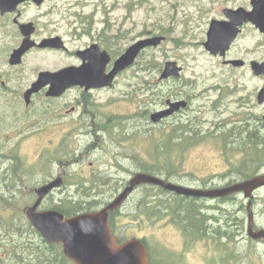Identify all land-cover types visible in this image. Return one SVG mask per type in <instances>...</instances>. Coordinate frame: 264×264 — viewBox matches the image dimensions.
I'll return each mask as SVG.
<instances>
[{
    "label": "rangeland",
    "instance_id": "rangeland-1",
    "mask_svg": "<svg viewBox=\"0 0 264 264\" xmlns=\"http://www.w3.org/2000/svg\"><path fill=\"white\" fill-rule=\"evenodd\" d=\"M227 7L252 8L251 0H49L40 8L33 5L24 8L28 18L39 20L40 38L60 34L70 49L83 48L93 42L104 44L105 40L110 50L122 53L142 38L165 36L158 46L144 49L134 65L124 70L111 88L93 93L96 105L102 107L100 118L118 122L119 126L113 127L111 123L96 126L91 128L94 135L90 133V139H78V146L84 147L78 152L80 164L73 167V172L88 175L100 169L106 184H96L94 190H83L81 186L86 180L82 182L79 175L81 183L75 194L77 198H110L118 194L135 173L145 172V168L158 170V159H169V156L176 167L173 177L168 179L166 170L156 172L174 183L214 188L212 186L220 187L252 177L248 176L258 166L257 153L264 150V104L257 98L264 85V75L253 72L251 61H264V33L248 23L226 57L212 54L204 44L207 33L212 19L224 18L222 10ZM4 40L0 41L1 60L5 55ZM226 59H243L246 63L243 66L227 65ZM70 61L63 52L33 51L15 76L22 77L25 83L28 78H34L38 70H53ZM167 61H176L182 66L180 77L161 79ZM2 68L6 70L3 65ZM169 98L186 100L188 106L154 126L149 113L166 105ZM182 124L192 125L196 130L194 134L188 127L184 133V140L192 138L190 146L164 154L162 139L168 136L174 139L175 127ZM104 126L105 133L97 130ZM67 127L63 125L62 131ZM11 133L9 120L0 119V196H4L0 198V221L13 222L17 216L13 222L16 226L12 223L4 227L0 223V256L9 260L13 245L29 239L39 242L41 236L27 225L30 220L26 208L36 201L35 189L39 183L56 176L61 169L53 160L45 169L41 166L39 148L48 142L38 136L23 142V162L18 159V166L15 160V168L11 157L15 141L7 138ZM154 133H157L156 141L152 138ZM88 140L91 141L89 144ZM176 140L179 139L174 142ZM96 144L104 149L93 154ZM152 156L158 159L155 161ZM68 157L61 158L64 167L68 166ZM89 161L94 162L93 166ZM261 168L259 173L264 172V165ZM85 184L86 188L91 187L89 183ZM144 185L136 187L122 204L119 215L126 236L144 238L150 248L156 242L179 246L178 225L170 223L171 219L167 221L170 214L166 213L167 209L159 208L160 213L147 216L142 213L141 206L148 201L157 204L159 200H172V194ZM67 190L57 191L54 198H65ZM255 195L253 207L262 216L264 187ZM230 196L233 197L222 202L220 214L226 222L236 220L241 224L243 220L247 224L246 208L250 198L241 192L226 197ZM208 203L214 205L216 201ZM50 205L51 200L44 202L45 207ZM259 219L264 221V217Z\"/></svg>",
    "mask_w": 264,
    "mask_h": 264
},
{
    "label": "flooded vegetation",
    "instance_id": "flooded-vegetation-1",
    "mask_svg": "<svg viewBox=\"0 0 264 264\" xmlns=\"http://www.w3.org/2000/svg\"><path fill=\"white\" fill-rule=\"evenodd\" d=\"M48 1L49 0H44L41 4H37L33 0H27L20 3L14 10L2 12L0 9V41L5 39V48H3L5 55L3 60L0 59V119H8L10 122L12 133L8 135L7 138L15 141L11 157L14 162L16 160L18 166V159L21 160V163L23 162V142L36 136L42 137V139L46 138L48 143L44 142L39 148L40 159L38 160H40L39 162L44 169L47 167L46 164H48L50 160L58 163V165L61 166V169L56 176L46 178L39 184L42 186L57 178L62 179V184L53 189L44 198L39 210L57 209L55 206L59 205L63 207L64 211L58 210L63 212L68 218L81 213L104 208L117 196V193H115L110 198H77L75 194L80 187L81 182L78 179L80 174L78 172H73V167L80 164L79 158L77 157L78 152L82 151L84 147V145L82 148L78 146V139L82 137L90 139V133L94 135V131L91 128L96 126L107 125L110 123L113 127L119 126L118 122H112L110 119L100 118L102 115L99 111L102 107L96 105L97 101H95L93 97L94 92L111 88L112 86L86 89V87L80 85H72L67 87L59 95H48L51 86V84L48 83L40 90L32 92L31 95L27 96V94L33 87L34 83L38 80L42 71L47 70L56 72L69 67L81 66L85 60L80 56L79 52L89 48L93 43H97L100 46L101 51L107 50L112 57L111 62L108 64L107 72L111 70L114 60L120 55V53L114 55L105 40L104 44L93 42L83 48L70 49L67 42L60 34H51L40 38L39 20L37 18H28L24 8L31 5L40 8ZM223 16L224 18H220L221 20L226 19L224 14ZM27 23H32V27L34 28L33 32L29 35L30 41L34 44L25 51L20 63L12 64L10 63L12 53L22 45V42L26 38L21 27L23 24ZM248 23L251 22L244 23V25ZM244 25L242 26V31ZM56 36L61 37L64 47L57 48L40 46L43 39ZM44 50L63 52L70 57L71 61L53 70H38L35 77L28 78L25 83L24 80H22V77L15 76V73L22 70V66L25 64V60L31 52ZM230 60L231 59H226L224 60V63L227 65H233ZM2 65L6 67V70L2 68ZM122 72L115 77L114 83ZM168 100L177 101L172 100L171 98L167 99L166 105L157 107L153 112L149 113L150 119L154 112L169 107ZM262 104H264V102ZM182 110L183 109L181 108L179 111L163 118L159 122H153L154 126L161 124L169 117H172ZM63 125L68 127L62 131ZM80 128L82 129L78 131ZM102 129L97 130L103 133L107 131L105 126ZM152 135L153 140L156 141L157 133ZM93 140L94 139L91 141ZM88 142L89 140L87 143ZM62 144H65L66 146L63 147ZM103 149L104 147L102 145L96 144V146H93L92 153L94 154ZM62 157L70 158V164L67 163L69 170L62 165ZM16 162L15 168L17 167ZM93 163V161H89L90 166H93ZM80 176L82 177V182L83 180H86L85 183L90 184L91 187L87 188L88 191H90V189H97L96 184H106V178H104V174L102 171L100 172V169L93 170L88 175L81 174ZM85 183H82L81 186L83 190L86 186ZM124 184L126 183L124 182ZM64 188L68 189V195L65 198L60 197L59 200L55 199L54 194ZM262 188L263 187L254 191L253 196L248 200L246 208L248 212L247 224L243 220H241V224L236 220L226 222L227 220L225 217L220 214L223 202L220 201V198H197V200L193 201V203L198 206V209L194 210L196 213H192V210H189L190 213L187 212L182 216H176L173 214L167 215V221L171 219L170 223L178 225L176 227L179 229L181 236V244L179 246H165L156 242L155 246L150 248L144 238L139 236L127 237L124 232L125 226H123L120 221V218L122 217L119 215L122 206L110 212L109 225L112 234L117 238L118 243H123L132 238L141 239L147 247L149 264H264V221H260L259 219L264 217V215H258L253 207L254 197L256 196L255 194ZM241 193L244 194L243 192ZM48 199L51 200L52 205L45 207L44 202ZM210 201H216V204L210 205L208 203ZM250 213L253 215L252 233L249 232ZM226 227H229L230 229H226ZM258 233H263V235L258 236ZM230 240L232 242H230Z\"/></svg>",
    "mask_w": 264,
    "mask_h": 264
},
{
    "label": "water",
    "instance_id": "water-1",
    "mask_svg": "<svg viewBox=\"0 0 264 264\" xmlns=\"http://www.w3.org/2000/svg\"><path fill=\"white\" fill-rule=\"evenodd\" d=\"M27 0H0L2 12L14 10L20 3ZM41 4L44 0H33ZM251 9L245 7L223 8L226 19H213L211 21L208 38L205 47L212 54L226 56L238 35L242 31L244 23H253L264 33V0H251ZM22 31L26 38L22 45L16 49L10 58V63L16 64L22 61V56L34 43L30 41L29 35L34 28L32 23L22 25ZM165 36L155 35L142 38L131 44L113 62V67L107 72L108 64L112 57L107 50L101 51L97 43L89 48L81 50L80 56L85 60L79 67H69L60 71H42L38 80L28 92L40 90L51 84L48 95H59L67 87L80 85L86 89L96 87L113 86L115 77L125 69L132 66L140 53L151 46H158ZM42 47H64L61 37L45 38L40 43ZM230 62L235 66H243L245 60L234 59ZM251 68L256 75L264 74V61H251ZM182 66L176 61H167L160 75L161 79L169 77H180ZM258 102H264V85L257 95ZM169 107L154 112L151 115L153 122H159L163 118L185 108L186 100H168ZM264 118V116H263ZM62 179L57 178L36 189L38 197L36 201L26 208V215L30 222L49 243H61L67 257L77 264H149L146 245L139 238H132L123 243H118L112 234L109 225L111 211L122 206L124 201L141 184H153L184 196L197 198H219L226 197L237 192H244L246 198H251L253 192L264 187V172L258 173L251 178L234 182L229 185L201 188L186 186L168 181L158 175L148 172H137L129 180L128 184L117 194V196L104 208L66 217L58 209L39 210L44 198L55 188L61 186ZM253 215L250 213L249 232L252 233ZM263 233H258L262 236Z\"/></svg>",
    "mask_w": 264,
    "mask_h": 264
},
{
    "label": "trees",
    "instance_id": "trees-1",
    "mask_svg": "<svg viewBox=\"0 0 264 264\" xmlns=\"http://www.w3.org/2000/svg\"><path fill=\"white\" fill-rule=\"evenodd\" d=\"M110 44L113 45V41L109 40ZM113 52L114 55L119 54L120 51H116V50H111ZM188 127L191 129V131L195 134L196 130L193 128L192 125H179L177 127H175V132L173 133L174 135V139H179L178 141L176 140L174 142L173 138H170V136L168 137H164L162 140H164L163 143V147L161 148L164 154H168L170 153L172 150H176L177 148H181L183 149L186 145L190 146L192 138H190L189 141H186V139L184 140V133L185 131H187ZM193 137V136H192ZM186 138V137H185ZM178 150V149H177ZM258 155L256 156V159H258V166L257 168L254 170V173H252L250 176H254L256 174L259 173V170H261L262 166L264 165V150H261L259 153H257ZM161 156V155H160ZM155 161L157 158V156H152ZM162 157V156H161ZM167 157V156H166ZM172 157L169 156V159H163V160H159L160 164H158L157 166L159 167L158 170H152L150 168H145L143 171L151 173V174H161V173H157L156 171L159 172H166V174H168V179L176 173V167H174V163L173 161H171ZM261 166V167H260ZM162 175V174H161ZM232 182H228L226 185H229ZM144 186H154L157 187L159 191L161 192H166V193H171L172 197H173V201L172 200H159L156 204L153 203L152 201H148V203H144L141 206L142 208V213H144L147 216H153V214H158L160 213L159 208L162 209H167L166 213H170L176 216H182L185 215L187 212H189V210H192V213H196L194 210L198 209V206L195 205V203H193V201L197 200L196 197H188V196H184V195H180L177 194L175 192H169L165 189H163L160 186H156V185H149V184H145ZM85 189H87L85 187ZM4 197L3 195L0 196ZM233 196L230 197H223L220 198V201H226L230 198H232ZM55 208L59 209V210H63V207L56 205ZM15 216L13 218V222H15L16 220ZM13 222H7V221H0V223H2L5 227V224H8L9 226H11V224ZM14 226H16L14 223L12 224ZM27 225L29 227L32 228V230L39 234V242H35L31 239L26 240V242H22V243H18L17 245H13V249L11 252H9V254H11L12 259L9 260V258H5L2 255L0 256V264H68L69 262H73L71 261L70 258H68L64 251H63V247L60 243H49L47 242L43 236L37 231V229L33 226V224L28 221Z\"/></svg>",
    "mask_w": 264,
    "mask_h": 264
}]
</instances>
